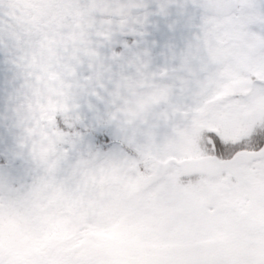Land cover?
I'll list each match as a JSON object with an SVG mask.
<instances>
[{"label":"flooded vegetation","instance_id":"obj_1","mask_svg":"<svg viewBox=\"0 0 264 264\" xmlns=\"http://www.w3.org/2000/svg\"><path fill=\"white\" fill-rule=\"evenodd\" d=\"M136 2L22 0L14 42L0 36V177H9L0 184V264H244L246 256L264 264V171L252 170L239 194H227L208 163L207 133L236 139L239 122L210 111L190 124L174 118L176 65L192 71L202 53L220 63L264 48L261 27L249 32L240 23L249 0H176L194 12L199 27L191 30L169 27L176 8L141 24L146 9ZM141 2L154 12L163 0ZM7 4L0 0V15ZM133 28L143 35L117 47L116 37ZM51 30L68 32L67 43L46 38ZM30 38L42 42L40 56ZM66 49L68 71L59 62ZM90 96L104 104L83 141L75 125ZM101 131L112 137L106 147ZM67 140L83 146L74 161ZM13 151L44 165L37 185L15 183L21 161L7 162ZM63 160L75 164L70 202L59 194ZM93 175L107 179L86 184ZM79 190L109 192L119 204L95 214L75 199Z\"/></svg>","mask_w":264,"mask_h":264},{"label":"snow or ice","instance_id":"obj_2","mask_svg":"<svg viewBox=\"0 0 264 264\" xmlns=\"http://www.w3.org/2000/svg\"><path fill=\"white\" fill-rule=\"evenodd\" d=\"M136 7L146 9L143 19L139 22L143 25L150 15L156 14L168 17L172 9L176 8V19L169 27L175 29L178 23H183L189 30L198 28L196 16L188 12V3L177 4L176 0H163L158 2L154 12L148 11V5L137 0ZM194 7L198 5H193ZM24 7L22 0H8L3 15H0V36L9 41L15 40V34L20 32V9ZM240 23L248 25L257 24L261 27V35H264V0H249L243 6V14ZM143 33L134 30L126 31L116 37V46L123 47L126 41L136 40ZM207 64L206 68L202 65ZM252 69H259L255 74ZM180 74L176 87V102L174 104L175 119L190 124L201 116L202 112L210 111L228 116L239 122L236 139L225 140L215 132H208L210 143L208 144L209 156L214 157L209 165L217 173L218 179L224 186L227 194H239L248 184V177L252 170L258 175L264 171V48L251 58L237 59L227 56L222 62H212L206 53L201 58L193 61L192 71H186L182 65H176ZM91 106L82 105L80 111L83 118L75 125L82 133V140L86 141V127L90 128L97 115L102 111L103 100L98 97H89ZM60 118L58 117V120ZM103 132L97 136L98 142L107 146L112 137L109 132ZM77 150L71 149V160H75ZM24 161L28 163L18 152H12L7 162ZM244 178V184L238 183L235 177ZM244 264H261V261L252 256L244 257Z\"/></svg>","mask_w":264,"mask_h":264},{"label":"rangeland","instance_id":"obj_3","mask_svg":"<svg viewBox=\"0 0 264 264\" xmlns=\"http://www.w3.org/2000/svg\"><path fill=\"white\" fill-rule=\"evenodd\" d=\"M57 35V36H55ZM44 36H46V38L48 39H56V40H60V42H63V43H67V40L69 38V33L68 32H65V30H63L62 32H55L54 30H51L50 32L48 33H45ZM36 40H40L38 38H33V39H29V46H35L36 47V51H37V54L40 56L41 55V52H40V47L39 45H42V42L40 44H38L36 42ZM37 56V55H36ZM70 53H69V49H66L62 55V58L61 60L59 61L60 64H61V67H63V70H66L68 71L70 66H71V63H70ZM64 104V103H63ZM68 143H72V146L76 149L77 147L79 148H83L82 145H76L75 144V141H65L64 142V145L68 144ZM77 143V142H76ZM83 151V150H82ZM25 152V151H24ZM27 161V160H26ZM28 163L24 162V161H21V167L19 168V170H17L16 168H14V175H15V183H17L18 185H21V186H34V185H37L38 183V178H39V175L42 174V176L44 175L45 172H39L40 168L44 167V165H39V167H33L31 166L29 163V161H27ZM62 176H61V179L65 181V185L66 187L62 188V192L59 193L61 196H63L65 198V201L66 202H70L71 201V197H70V194L71 193V189L69 188V183L72 179V177H69L70 176V173L72 170H75V164H69L67 161L63 160V163H62ZM69 165V166H67ZM64 166V167H63ZM76 168H78L79 170H82L84 171L86 169V166L85 165H81V164H76ZM26 174V175H23ZM29 175V176H28ZM117 179H121L123 178L122 176L120 177H116ZM104 179H107L106 177H101V176H96V175H93L90 178H88V182L86 184H90L93 180H95L96 182H100L101 180H104ZM78 180L81 184L84 183V180L82 178H79L78 177ZM9 182V177L8 175L6 174V176H2L0 177V184L2 185H5V184H8ZM28 190L27 189V192H25L24 194L23 193H18L17 191H14V199L15 200H22V199H25V197L27 196L28 194ZM100 190H98V192L94 195V196H87L88 194H84L83 192H81L80 190L77 192V195H78V198H75V199H78L79 202H83V201H88L90 202L91 204V207L92 209L94 210L93 213H97V214H101L102 212L106 211L108 209V205L109 204H112V203H117L116 205H118L119 203L117 201H115L113 198H112V195H109V196H104V195H108L110 194L109 192L108 193H102L100 192ZM98 197H97V196ZM108 197V198H106ZM127 197V195L125 196ZM74 199V200H75ZM120 202L123 203V200H119ZM114 216H116V214H114ZM108 217V216H107Z\"/></svg>","mask_w":264,"mask_h":264},{"label":"water","instance_id":"obj_4","mask_svg":"<svg viewBox=\"0 0 264 264\" xmlns=\"http://www.w3.org/2000/svg\"><path fill=\"white\" fill-rule=\"evenodd\" d=\"M192 166H195V167H197V166H198V164H197V163H194Z\"/></svg>","mask_w":264,"mask_h":264}]
</instances>
